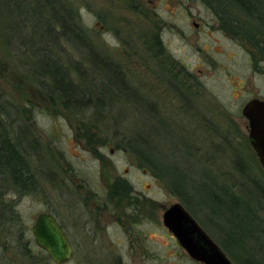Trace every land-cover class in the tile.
Here are the masks:
<instances>
[{"label": "rangeland", "instance_id": "1", "mask_svg": "<svg viewBox=\"0 0 264 264\" xmlns=\"http://www.w3.org/2000/svg\"><path fill=\"white\" fill-rule=\"evenodd\" d=\"M20 1L8 0L11 12L0 14V94L31 129L33 141L20 149L36 183L7 195L5 206L0 199V264H54L31 235L42 212L56 217L74 245L65 264H199L162 224L164 208L175 203L233 264H257L264 169L241 108L264 100V56L230 24L237 12L211 0H49L51 10L72 11L86 48L112 62L155 113H138L139 103L126 100L96 117L68 111L40 89L39 78L31 80L23 54L30 25L15 5L36 0ZM50 46L45 50L70 56L84 73L73 44ZM103 70L106 86L114 73ZM90 72L88 81L96 75ZM138 119L154 130L149 166L137 150L148 146L132 141Z\"/></svg>", "mask_w": 264, "mask_h": 264}, {"label": "trees", "instance_id": "2", "mask_svg": "<svg viewBox=\"0 0 264 264\" xmlns=\"http://www.w3.org/2000/svg\"><path fill=\"white\" fill-rule=\"evenodd\" d=\"M36 1H34L33 5L26 8L23 6L20 7L21 4L15 5V12L18 13L15 14L18 17L25 18L27 21L26 23L30 25L29 34L27 36L28 42L26 43L29 47L23 54L28 61L29 69L32 70L28 72L30 76L33 77L31 80L36 81L37 78H39L37 85L43 91H47V96H56V98L60 100L62 106L68 111L76 112L82 108L90 113L93 110V113L95 111L96 117H103L102 110L108 111L113 102H123L126 100H129L126 102L137 101V103H139L137 104L140 106L138 113H154V111L149 110L150 108L147 104L142 102L141 96L129 88L124 77L121 76L112 62L103 61L101 57L98 56L97 51L92 50L90 47L86 48V41L79 31V25L69 8H65L64 13H60L59 11H55V9H50L52 5L49 0H41L42 2L39 4L38 1ZM211 1L220 7L222 4L224 7H231L237 12L235 14H237L238 17L230 19V24L233 25L234 30L238 28L245 35L247 34L250 44L259 51L261 56H264V0ZM9 6L8 0H0V14L3 11H10ZM44 6L45 9L43 10ZM24 10H26V14ZM10 16L12 17L13 13L10 14ZM253 34L257 36L255 35L253 38ZM60 39L73 44V47L75 49L77 48L76 51L79 50V52L82 53V55H80L81 63L87 67L83 68L84 73L91 71L90 73L99 75L97 80L95 75L94 79L91 77L92 80L88 81L85 74L80 71V63H73L70 56L67 57V60L66 58L61 59L58 56L56 57L49 49L45 50V44L51 45L50 49H52L53 45L56 47ZM79 45L82 47H78ZM97 59H99V63L96 62ZM65 62L68 64L66 65ZM108 67L112 69L114 76L105 79L107 83L105 86V83L101 82V74L103 75L105 72L103 69ZM29 69L27 68V70ZM71 73L75 74V80H77V82L72 80ZM95 92L98 95H96ZM105 102H107L108 105ZM27 118L29 119V115H27ZM160 121L161 120H159V122ZM136 124L140 127L136 130L137 132L135 134L130 130V132H132V141L134 139L144 147H146V145L148 146L144 149L141 147L139 149L136 148L138 153L142 156L145 166H149L151 158L146 152L150 151L149 147L151 145L148 144L149 137L154 135V130L149 126V120L138 119ZM165 125L166 123L160 122V126ZM30 131L31 129L27 126V121L22 119L20 114H14L7 99L3 98L0 94L1 184L2 187L6 189L10 184L9 180L12 179L14 191L19 194L29 192L30 186L36 183V178L34 177L35 173L29 172L30 168L28 167L30 161L27 160L20 149L22 143L33 141L28 139ZM156 135L158 134L155 131V136ZM157 166L161 169L159 164ZM254 243L256 245L254 246L253 255L260 257L257 264H264V241L257 238L254 240ZM254 256L253 258L255 260ZM251 263V259L245 262V264Z\"/></svg>", "mask_w": 264, "mask_h": 264}, {"label": "water", "instance_id": "3", "mask_svg": "<svg viewBox=\"0 0 264 264\" xmlns=\"http://www.w3.org/2000/svg\"><path fill=\"white\" fill-rule=\"evenodd\" d=\"M241 109L247 120L251 148L264 169V100L251 99ZM161 219L191 260L199 264H233L182 204L164 208ZM32 225L35 246L45 251L54 264H65L71 259L72 246L53 215L42 212Z\"/></svg>", "mask_w": 264, "mask_h": 264}, {"label": "flooded vegetation", "instance_id": "4", "mask_svg": "<svg viewBox=\"0 0 264 264\" xmlns=\"http://www.w3.org/2000/svg\"><path fill=\"white\" fill-rule=\"evenodd\" d=\"M6 128V127H5ZM113 152H111L110 151V154H112ZM143 173H146V171H143ZM1 174V173H0ZM9 185H8V187L6 188V189H4L3 187H2V184H1V176H0V199H1V201H2V205H4V203H5V201H6V196L7 195H10V193H14L15 191H14V184L12 183V179H10L9 180ZM132 196H135V194L133 193L132 194ZM8 204H9V201H8ZM9 205H11V204H9ZM5 206V205H4ZM9 207V209L11 208V206H8ZM48 214H50V213H48ZM52 215V214H51ZM54 216V215H53ZM55 217V216H54ZM55 219H56V217H55ZM56 222H57V224H59L60 225V227H61V229H62V231H63V233L64 234H66V232H65V230H64V228H63V226L57 221V219H56ZM32 229V228H31ZM66 236H67V239H68V241H69V243H70V245L72 246V253H71V255H72V257H71V259L73 258V256H74V245H72V243H71V240H70V238H69V236H68V234H66ZM188 256V255H187ZM70 259V260H71ZM69 260V261H70ZM68 262V261H67Z\"/></svg>", "mask_w": 264, "mask_h": 264}]
</instances>
